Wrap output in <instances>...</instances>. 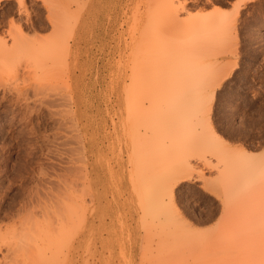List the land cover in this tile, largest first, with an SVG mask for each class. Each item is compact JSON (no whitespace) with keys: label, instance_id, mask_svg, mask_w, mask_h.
I'll return each instance as SVG.
<instances>
[{"label":"rangeland","instance_id":"rangeland-1","mask_svg":"<svg viewBox=\"0 0 264 264\" xmlns=\"http://www.w3.org/2000/svg\"><path fill=\"white\" fill-rule=\"evenodd\" d=\"M154 1L24 0L19 13L18 0H0L2 33L14 31L20 18L27 43H45L53 35L65 56H58V65L35 71L40 65L28 61L30 55L35 59L29 48L18 77L14 66L11 73L0 68V96L7 86L10 97L0 107V257L5 252L9 262L24 254L30 258L29 243L42 234L52 235L53 243L36 253L57 258V264H260L262 239H252L246 179L251 161L264 163V0H249L236 16L238 0H175L174 6L164 0L157 19L145 22L142 11ZM216 9L230 13L234 37L226 47L215 42L210 56L209 68L221 64L215 76L222 74L212 85L215 92L207 100L210 119L205 124L195 102L174 99L167 91L169 64L181 62L174 76L180 79L181 69L186 76L187 61L179 53L199 19ZM54 23L67 28V39L55 36L63 34ZM167 40L175 47L171 43L162 51L158 45L165 46ZM132 50L131 57L127 52ZM223 50L226 55L219 54ZM41 54L39 61L45 57ZM149 55L167 66L160 71L169 78L160 74L162 80L153 69L155 75L147 70L145 82L143 71L138 72L128 86L139 88L135 95L131 92L137 96L133 98L125 87L133 78L132 61ZM158 75L162 79L152 80ZM148 79L159 84L156 92ZM18 88L27 89L25 98L16 97ZM217 123L240 134L234 142L213 139ZM217 135L222 137L218 129ZM223 176L229 178L231 198L220 188ZM182 177L186 180L177 184ZM194 193L201 198L195 199ZM189 202L204 214L185 215ZM26 256L22 262L28 261Z\"/></svg>","mask_w":264,"mask_h":264},{"label":"bare ground","instance_id":"bare-ground-1","mask_svg":"<svg viewBox=\"0 0 264 264\" xmlns=\"http://www.w3.org/2000/svg\"><path fill=\"white\" fill-rule=\"evenodd\" d=\"M158 1H160V0H157L155 3H151L150 5H148L146 8H144V10L142 11V15H143V17H144V21L145 22H147V21H151V20H156L157 18L156 17H158L157 15V12L158 11H160V10H162V7H164L165 8V4H164V0H162L161 2H158ZM166 1V0H165ZM168 1V0H167ZM178 1V0H177ZM181 1V0H180ZM185 1V0H184ZM187 1H193V0H187ZM195 1V0H194ZM237 1V0H236ZM235 1V2H236ZM249 0H238V2L235 4V7L237 8V10H236V12H234V14L233 15H235L236 16V13L238 12L239 13V11H240V8L242 7V6H244L247 2H248ZM150 1H148L147 3H149ZM233 2V1H232ZM234 2V3H235ZM169 3V2H168ZM179 3V2H178ZM184 4H185V2H183ZM182 3V4H183ZM174 4H175V0H170V6H174ZM180 4V3H179ZM181 4V5H182ZM183 4V5H184ZM18 5H19V8L17 9V10H19V13L20 12H22V7L24 6V0H18ZM182 5V6H183ZM168 6H169V4H168ZM182 6H180V7H182ZM167 7V6H166ZM26 9H30V7L29 8H26ZM25 10V9H24ZM182 10V9H181ZM26 11H30V10H25V12ZM243 11V10H242ZM160 12H162V11H160ZM244 12V11H243ZM23 13V12H22ZM29 12H27V14H28ZM31 13V12H30ZM179 13V12H178ZM192 13V12H191ZM237 13V14H238ZM241 13V12H240ZM239 13V14H240ZM160 14V13H159ZM164 14V12L162 13V15ZM226 14V15H225ZM224 14V12H222L220 9H216V11H214V12H211V14L210 15H201V16H203V17H201L200 19H199V21L197 22V24H198V26H197V28L195 29V30H193V33H191V35H190V37L189 36H187V37H189L190 39L188 40L187 38V40H188V44L186 45V47L184 48V51H182L181 52V50H180V52L182 53V54H180L179 52H177V53H179V55H181V56H183V60L184 59H186L185 60V62L187 61V63H186V66L188 67V65L190 66V67H186V68H183L184 69V71L186 72V76H185V74L182 76V69H181V71H180V79H178V77H175L174 76V71L175 70H177L176 68L179 66V65H181V62H176L175 61V65L173 64V63H171V64H169V62H166L165 64H169L170 65V71H171V74H170V72H168V74H170L171 75V77H170V80L168 79L169 78V75H167L168 76V80L170 81V85H169V88H168V90L167 91H170V94L173 96V98L175 99V98H177V100H178V98H181V99H185V100H187L188 102H190L189 100H191V101H193L192 103H194L195 102V104L194 105H196V107H201V104L200 103H202L203 101H207L208 100V98L210 97V95L211 94H213L214 95V89H213V84H214V86L217 84V81H215V78L216 77H219L220 76V74H222V73H220L219 74V76H215V70H219V69H217V67L219 68L220 67V65H218L216 68H214L215 70H211L209 67H211L210 65L212 64V62H213V60H212V58H210V56L212 57V55H213V53H214V49H215V46H217V42L219 41L220 43H219V45L220 46H222V47H226L227 45H228V43L230 42V39H231V37L233 36H231V27H232V19H231V17L229 18V15H230V13L228 14V16H227V13H225ZM20 15V14H19ZM18 15V16H19ZM181 15V14H180ZM233 15H231V16H233ZM244 15V14H243ZM17 16V15H16ZM28 16V15H27ZM55 17H58V16H56V15H54ZM21 17V16H20ZM31 16H29V18H30ZM191 17V16H190ZM28 18V17H27ZM61 18H63V17H61ZM171 18V17H170ZM169 18V19H170ZM23 19V18H22ZM32 19V18H31ZM31 19H29V22H30V20ZM56 19V18H55ZM54 19V20H55ZM166 19V18H165ZM169 19H168V21L167 22H169ZM183 19V18H182ZM241 19V18H240ZM243 19V18H242ZM0 20H1V18H0ZM58 20V19H57ZM184 20V19H183ZM182 20V21H183ZM236 18H235V22H236ZM5 21V20H4ZM17 21V20H16ZM16 21H14V20H12V22L13 23H16ZM24 21V23H25V20H23ZM163 21H165V20H163ZM189 21H190V25H194V24H192V21L189 19ZM240 21V20H239ZM1 22L3 23V20H1L0 21V25H1ZM18 22V26H17V28H15V30L13 31H9V30H11L10 28L8 29V31L9 32H7L6 34H7V36H10V41L13 39V41H11V43L12 44H10L9 43V41H8V38H7V36H6V34H5V32H3L2 33V31L0 30V68H6V69H8V72H10L11 73V71L12 70H14V77H18V75H19V72H20V70L23 68V62H24V58H26V56H28V55H30V53L27 55L26 53L28 52V50H29V48H30V50H31V53L33 54V56L35 57V59L30 55V56H28V61L30 62V60L32 59V61L34 62L33 64L35 65V63H37L38 65H40V66H37L36 67V70L35 71H37L38 70V68H39V70L40 69H44V67L45 66H48L49 67V65H52V66H55V64L53 65V64H51V63H55L56 62V65H58L57 64V60H58V56H61L62 58H63V60L65 59V56H63L62 54H60V52L61 53H64V52H62V50H63V46H60V44L59 43H61V42H58V39H56V37H53V35H52V37H48L47 39H49V41L48 40H46V42L44 43V41H41L40 42V38H36V37H38V36H34L40 43H38L36 40V42L37 43H33L32 44V42L31 41H29V43H27V41L28 40H30V39H28V38H26L25 37V34H24V32L26 31V29H24L25 27L23 26V24H22V22L20 21V18H19V20L17 21ZM166 22V21H165ZM185 22H186V20H185ZM32 23V22H31ZM34 24H35V22H33ZM55 23H56V21H55ZM54 23V26L53 27H55V25H56V27L58 26L59 27V23H57V24H55ZM67 23V22H66ZM156 23H158V21L156 22ZM187 23H188V21H187ZM234 23V22H233ZM152 24H155V23H152ZM4 25V24H3ZM13 25V24H12ZM30 25V24H29ZM68 25V24H67ZM9 26H10V24H9ZM14 26V25H13ZM149 26H151V25H149ZM155 26H156V24H155ZM236 25H233V27H235ZM239 26V25H238ZM3 27V26H2ZM28 27H31V26H28ZM35 27H36V24H35ZM40 27H42V26H40ZM44 27V26H43ZM61 27V26H60ZM59 27V28H60ZM46 28V27H45ZM58 28V29H59ZM150 28V27H149ZM236 28V27H235ZM2 29V28H1ZM28 29V28H27ZM36 29V28H35ZM38 29V28H37ZM39 29H42V28H39ZM56 29V28H55ZM54 28H53V30H55ZM58 29H56V31L58 30ZM64 28H60L59 30H58V32H61V34H63L65 31H66V29L67 28H65V30H63ZM153 29H154V27H153ZM221 29V30H220ZM25 30V31H24ZM141 30H142V28H141ZM150 30H152V28L150 29ZM190 30H191V28H190ZM189 30V31H190ZM191 30V31H192ZM219 30V31H218ZM4 31V30H3ZM64 31V32H63ZM103 32H105L104 30H103ZM152 32V31H151ZM66 33V32H65ZM64 33V34H65ZM213 33V34H212ZM236 33V32H235ZM29 34V33H28ZM56 34V33H55ZM64 34L63 35H60L59 33H58V35L56 34L55 36H57L59 39H63V38H65V39H67V36L66 37H63L64 36ZM135 34V33H134ZM133 34V35H134ZM145 34V33H144ZM157 34V33H156ZM156 34H155V37H156ZM209 34H212L213 36H212V38H209V37H211V36H209ZM26 35H27V33H26ZM36 35H38V34H36ZM148 35V34H147ZM32 36V37H33ZM138 36V35H137ZM137 36H136V38H137ZM152 37V38H154V35H149L148 37ZM231 36V37H230ZM30 37V36H29ZM41 37V36H40ZM61 37V38H60ZM63 37V38H62ZM132 37V36H131ZM144 37V36H143ZM179 37V36H178ZM184 37H186V36H184ZM234 37V36H233ZM42 38V37H41ZM135 38V37H134ZM145 38H147V37H145ZM145 38H144V41H146L147 42V45H149L150 43V46H152L153 48L152 49H154L155 47H154V45H152V42H148V41H150V39L148 38V39H146L145 40ZM151 38V39H152ZM157 38V37H156ZM156 38H154V40H156L157 41V39ZM180 38H182V37H180ZM50 39H51V41H50ZM55 39V40H54ZM164 39V38H163ZM42 40H45V38L44 39H42ZM53 40V41H52ZM132 41H133V39H131ZM186 40V41H187ZM233 40H235V38H233ZM57 41V42H56ZM66 41H68V40H66ZM132 41H131V43H132ZM156 41H153V44H154V42H155V44L157 45V43H156ZM160 41V40H159ZM172 40H167V44H166V42L164 41V44H165V46H162V44H159L158 46H159V48H161V50L162 49H164V48H167V47H171V42ZM186 41H184V42H186ZM134 42H135V40H134ZM158 42V41H157ZM216 42V43H215ZM30 43H31V45H30ZM143 43H145V42H143ZM149 43V44H148ZM161 43V42H160ZM163 43V42H162ZM146 44V43H145ZM235 44V43H234ZM30 45V46H29ZM133 45V44H132ZM135 45H136V43H135ZM172 45H174L173 47H171L172 49H174V47H175V42H173L172 43ZM144 46H146V45H144ZM234 46V45H233ZM60 47H61V49H60ZM133 47H134V45H133ZM149 47V46H148ZM147 47V48H148ZM169 47V48H170ZM176 47H178V46H176ZM184 47V46H183ZM229 47H231V46H229ZM235 47V46H234ZM69 48H70V46H68V50H69ZM135 48V47H134ZM151 48V47H150ZM149 48V49H150ZM146 48L144 47V50H145ZM157 49V48H156ZM168 49V48H167ZM172 49H170L171 51H169V53H176V51H172ZM179 49V48H178ZM230 49V48H229ZM229 49L227 48V50L229 51ZM29 50V51H30ZM61 50V51H60ZM66 50V49H65ZM151 50V49H150ZM160 50V51H161ZM131 51V50H130ZM162 51H164V50H162ZM205 51H206V53H205ZM37 52H39L38 54L40 55L42 52H43V54L45 55V57L43 58V59H41L40 61H39V55L37 56ZM123 51H121L120 52V54H121V56H122V53ZM154 53H155V51H153ZM217 52V51H216ZM221 52H222V54H225V53H223L224 52V50L223 51H220V53L219 54H221ZM66 53H68V52H66ZM127 53H129V55H131V54H134L133 53V50H132V52H127ZM157 53H159V51L157 52ZM161 53H163V52H161ZM174 53V54H175ZM229 54H230V52H228ZM232 53H234V52H232ZM60 54V55H59ZM218 54V53H217ZM216 54V56H218ZM26 55V56H25ZM145 55V54H144ZM159 55H160V53H159ZM226 55V54H225ZM25 56V57H24ZM127 56V55H126ZM135 58H134V60L136 59V56L135 55H133ZM145 56H147V55H145ZM161 56H163V54L161 55ZM175 57H173V58H176V55H174ZM216 56H213L214 58L216 57ZM229 56V55H228ZM38 57V59H36ZM41 57H43L42 56V54H41ZM131 57H132V55H131ZM150 57H152L151 55H149L148 56V58L147 57H145L146 59H143V60H141V61H132V63L133 64H131V69H132V72L131 71H129V74H128V76L130 75V72L132 73V76H133V78L130 76V78L131 79H129L130 81H129V84L127 85V86H125V87H127L126 89H128L127 91L129 92H127V95L129 94V96H132L131 94H133L134 93V95L136 94L135 92H136V89L138 88H136L135 90L133 89V88H131V87H129L128 88V86L130 85L131 86V81L133 80V82L135 81V79L137 78V73L138 74H140V73H142V71H143V77H144V74L146 73L147 74V70H148V73L150 72H152L151 70H153L154 69V72H155V74L157 75V73L158 72H156V69H158V71L160 72L159 73V75L160 74H165V73H163V72H161L160 70L161 69H165L167 66L166 65H163V64H159L157 61H155V58H154V61H152L153 60V58H151L152 60H150ZM208 57H209V59H208ZM17 58V64H16V61H15V59ZM30 58V59H29ZM164 58V57H163ZM172 58V59H173ZM22 59H23V62H22ZM61 59V58H60ZM188 59V60H187ZM219 59H221V58H219ZM15 61V65L13 64L14 63V61ZM56 60V61H55ZM62 60V59H61ZM61 60H59L58 62L59 63H61L60 61ZM132 59H130V61H131ZM157 60V59H156ZM11 61H13V63H11ZM165 61V60H164ZM218 61V60H217ZM189 62H190V64H189ZM25 63H26V61H25ZM24 63V64H25ZM160 63H161V61H160ZM176 63L177 64H179L178 66L176 65ZM11 65V66H10ZM30 65V64H29ZM214 65V64H213ZM216 65V64H215ZM223 65V64H222ZM14 66V67H13ZM51 66V67H52ZM182 66H183V64L181 65V67H178V69H180V68H182ZM13 67V69L12 70H10L11 68ZM27 67H28V65H27ZM192 67V68H191ZM213 67V66H212ZM10 68V69H9ZM25 68V67H24ZM50 68V67H49ZM34 69H35V66H34ZM129 69H130V67H129ZM130 69V70H131ZM167 69V68H166ZM193 72V74H191L190 73V75H188V73H189V71L190 70ZM226 69V68H225ZM2 70V69H1ZM10 70V71H9ZM139 70V71H138ZM146 70V71H145ZM145 71V72H144ZM166 71V70H165ZM190 71V72H191ZM220 71V70H219ZM223 71V70H222ZM224 71H226V70H224ZM13 72V71H12ZM127 72V71H126ZM167 72V71H166ZM182 72V73H181ZM217 72V71H216ZM4 72H2V74H3ZM136 73V74H135ZM219 73V72H218ZM223 73H225V72H223ZM36 74H37V72H36ZM42 74H44V73H42ZM146 74H145V76H146ZM154 74V75H155ZM172 74H173V78H172ZM1 75V74H0ZM23 75V74H22ZM134 75H137L136 77L134 76ZM141 75H139V78H140V80H142L143 82H144V78H145V82H146V80H147V76L146 77H144V78H142V76ZM153 75V72H152V74H149V76H154ZM159 75L158 76H156V77H154L153 79H152V77L150 78V79H152V80H154V79H156L157 77H159ZM178 75H179V72H178ZM10 75L8 74V77H9ZM29 76H30V73H29ZM35 76V75H34ZM161 77L163 76V75H160ZM166 74H165V76H164V78L166 79ZM32 77V76H31ZM221 77V76H220ZM219 77V78H220ZM142 78V79H141ZM163 78V77H162ZM162 78H160L159 77V79H162ZM164 78L162 79V80H164ZM223 78V77H222ZM1 79V78H0ZM13 79V78H12ZM19 79H20V77H19ZM221 79V78H220ZM219 79V80H220ZM224 79V78H223ZM139 80V81H140ZM15 81H16V78H15ZM21 81V80H20ZM142 81H140V82H142ZM148 81H149V79H148ZM155 81V80H154ZM156 81H158L157 79H156ZM155 81V82H156ZM167 81V80H166ZM165 81V82H166ZM25 82H27L26 80H25ZM25 82H24V79H23V84H25ZM143 82H142V84H143ZM150 82H153V81H149V83ZM161 82V81H160ZM159 82V83H160ZM164 82V83H165ZM214 82H216V84L214 83ZM154 83V82H153ZM153 83H151V84H149V85H152ZM17 84H21V83H18V81H17ZM127 84V83H126ZM125 84V85H126ZM133 85H138V84H133ZM156 85V86H155ZM159 85V84H158ZM157 85V83H154L151 87H153V90H154V87H159ZM165 85H167V84H165ZM18 86V85H17ZM20 86V85H19ZM162 86V85H161ZM7 87V86H6ZM5 86H3V89H2V92H3V94H2V96H0L1 97V99H0V107L2 106L1 104H3L4 103V101H6V100H9V96L7 95V91H9V89L7 90V88H6ZM163 87H164V85H163ZM217 87H218V85H217ZM165 88H166V86H165ZM215 88V87H214ZM130 89H132V90H130ZM139 89V88H138ZM137 89V90H138ZM141 89V88H140ZM142 89H144V88H142ZM141 89V90H142ZM163 89V88H162ZM134 90V92L133 93H131L132 91ZM157 90V89H156ZM125 91V90H124ZM155 91V90H154ZM158 91V90H157ZM164 91V90H163ZM142 92H144V94H145V89L142 91ZM156 92V91H155ZM137 93H138V91H137ZM165 93H167V92H165ZM26 94H27V89L26 90H24V89H20V88H18V90H17V96L16 97H18V99H22L23 97L25 98V96H26ZM144 94H143V98H144ZM168 94H169V92H168ZM169 94V95H170ZM146 95V94H145ZM156 95V94H155ZM169 95H167V97L166 98H169L168 96ZM170 95V96H171ZM14 96V95H13ZM128 96V97H129ZM148 96H149V93H148ZM152 96H153V93H152ZM171 96V97H172ZM133 98L134 97H137V96H132ZM150 97V96H149ZM28 98V97H27ZM158 98V97H157ZM157 98H154V99H157ZM161 98V97H160ZM137 99V98H136ZM148 99H150V98H148ZM181 99H179L180 100V102H182L183 104H184V101H181ZM13 100V99H12ZM135 100V99H134ZM139 100H140V98H139ZM139 100H137L138 102H139ZM10 101H11V99H10ZM151 101H152V98H151ZM163 101V100H162ZM165 101V100H164ZM13 102V101H12ZM142 102H144V101H142ZM142 102H140V104L142 103ZM154 102V101H153ZM166 102H167V100H166ZM177 102V101H176ZM185 103H187V102H185ZM192 103H190V105H193ZM198 105H197V104ZM171 104V103H170ZM142 105H144L143 103H142ZM172 106H173V104H171ZM185 105V104H184ZM188 106H189V104H187ZM175 107V106H174ZM195 107V106H194ZM190 108V107H189ZM3 109V108H2ZM191 109H193V108H191ZM196 109V108H195ZM199 109V108H198ZM208 109H209V107H208ZM5 110H7V109H5ZM200 110V109H199ZM139 111V110H138ZM138 111H136V112H138ZM183 111V110H182ZM210 111V110H209ZM135 112V113H136ZM140 112V111H139ZM134 113V114H135ZM183 113H184V111H183ZM137 114V113H136ZM139 114V113H138ZM140 114H143V113H140ZM1 116V115H0ZM200 119H202V118H200ZM0 124L2 125V122H0ZM264 157V156H263ZM262 161V160H261ZM263 162H264V159H263ZM249 165H250V169H249V173L247 174V183H246V185H247V188H248V195H249V209H250V219H251V224H252V239H253V241H255L259 236H260V242H261V239H262V244L260 243L259 245H262V247H261V251H262V259H261V262H260V264H264V163L261 165V166H259L260 164H256V163H252V161H251V163H249ZM227 170V169H226ZM228 171H229V169H228ZM186 177V176H185ZM185 177H182V178H180L178 181H177V184H179L180 182H182V181H185L186 180V178ZM220 177H221V175H220ZM235 179V178H234ZM221 181V183H220V188H222V190L225 192V194H226V196H227V198H229L231 195H233V191H232V193H231V191H230V189H231V187H230V183H228V181H229V178L228 177H226V176H223L221 179H220ZM237 181H239V179H237ZM242 182V181H241ZM236 184V183H235ZM234 184V185H235ZM237 185H239V184H237ZM242 186H244L243 185V182H242ZM246 187V186H245ZM237 188V187H236ZM232 190V189H231ZM234 190V189H233ZM173 191V190H172ZM236 191V190H235ZM224 194V195H225ZM172 195V197H173V193L171 194ZM231 198V197H230ZM225 202H226V200H225ZM229 202H230V200H229ZM228 202V203H229ZM68 223H70V221H68ZM64 224H66L65 222H64ZM59 225H60V223H59ZM63 225V224H62ZM66 225H68V224H66ZM66 228L67 226H60V228ZM0 228H1V226H0ZM1 230V229H0ZM66 231V230H65ZM1 236V235H0ZM1 238V237H0ZM52 241V243H53V236L52 235H45V236H42V234H39L38 236H36V234H35V238L32 240V243H29V250H28V253L29 254H31L32 256L29 258V256H28V254H27V256L24 254V256H26V259L27 258H29L30 259V261H29V259H28V261L26 260V261H24V262H22V260H24L23 259V257L24 256H22V259L21 260H18V258H16V257H14V258H16V259H12V261L11 262H9L11 259H9V260H7L8 258H9V256H8V253H5L4 252V254L2 255V257H0V264H14V261L16 260V262H15V264L16 263H18V264H21V262L23 263V264H57L56 263V259H55V257L53 258V257H51V255H50V257H47V255L45 254V253H42V252H39V253H36L37 251H40V249L42 248V247H44L43 245L45 244V243H48V242H51ZM55 241V240H54ZM58 241V240H57ZM3 243V242H2ZM2 243L0 242V252L1 251H3L2 250V247L1 246H3L2 245ZM49 244V243H48ZM51 244V243H50ZM57 245V244H56ZM5 246V245H4ZM10 246H13L12 245V243H11V245ZM259 247V246H258ZM7 248H9V247H7ZM260 248V247H259ZM10 249H13V247L12 248H10ZM9 249V250H10ZM43 249V248H42ZM9 250H7L6 249V251L8 252ZM14 250V249H13ZM256 250H257V248H256ZM254 251H255V249H254ZM10 252V251H9ZM11 252H13V251H11ZM49 255V254H48ZM57 255V254H56ZM55 256V255H54ZM17 260H18V262H17ZM58 260V259H57ZM19 261H20V263H19ZM58 263H59V261H58Z\"/></svg>","mask_w":264,"mask_h":264},{"label":"snow or ice","instance_id":"snow-or-ice-1","mask_svg":"<svg viewBox=\"0 0 264 264\" xmlns=\"http://www.w3.org/2000/svg\"><path fill=\"white\" fill-rule=\"evenodd\" d=\"M208 9L212 8V5L209 4L206 6ZM200 114L201 118L204 121L205 124H207L208 120L210 119V114L208 110V102L205 100L201 103L200 107ZM217 129L219 132L222 133V137L217 135ZM239 130L237 129H227L224 127H221L220 123H217L216 126L211 130V135L213 139H222L224 143H228V141H235L236 136H238ZM261 146L264 147V130H262L261 134ZM202 194L194 193L193 196L195 199H200ZM208 212L211 211V209L206 210ZM184 214L192 217L193 214H200L203 215L204 213H201V209L198 207H194L192 202H189L186 206H184ZM217 213H212V218L215 219V216Z\"/></svg>","mask_w":264,"mask_h":264}]
</instances>
